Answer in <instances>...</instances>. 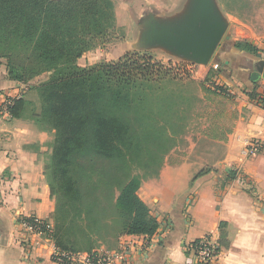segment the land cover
Wrapping results in <instances>:
<instances>
[{
	"label": "trees",
	"instance_id": "1",
	"mask_svg": "<svg viewBox=\"0 0 264 264\" xmlns=\"http://www.w3.org/2000/svg\"><path fill=\"white\" fill-rule=\"evenodd\" d=\"M116 30L112 0H0V64L9 80L25 85L10 114L54 133L45 174L55 207L53 224L43 229L57 253L89 254L108 238L156 234L158 223L137 195L141 177L132 174L134 160L165 155L174 134L171 119L194 100L182 90L181 74L144 54L77 64L85 53L111 44ZM234 50L258 53L250 43L237 42ZM241 62L237 67L244 68ZM45 74V82L30 85ZM255 88L246 96L261 105ZM207 92L226 95L220 87ZM228 174L237 176L235 170ZM211 248L219 255L218 243Z\"/></svg>",
	"mask_w": 264,
	"mask_h": 264
},
{
	"label": "crops",
	"instance_id": "2",
	"mask_svg": "<svg viewBox=\"0 0 264 264\" xmlns=\"http://www.w3.org/2000/svg\"><path fill=\"white\" fill-rule=\"evenodd\" d=\"M130 44L119 45L121 48L114 50L116 58L127 52ZM98 54L99 49L87 52L77 64L93 65L98 62L94 60ZM224 64L229 69V61ZM245 66L252 72L249 61ZM262 81L259 89L256 82H243L249 86L246 93L256 87V94H263ZM24 89L25 85L7 78L1 62L0 96L6 91L17 97ZM236 101L241 102L239 113L224 140L205 139L199 141L195 151L170 152L156 176L141 179L137 195L159 227L148 239V253L132 247L127 264H189L187 247L207 236L221 247L214 264H264V155L246 159L241 154L247 141L264 139V110L246 95L239 94ZM51 143V133L32 121L13 118L2 126L0 264H59L52 260L53 242L45 236L25 239L19 224L20 219L28 217L53 224L55 203L45 174ZM203 170L207 172L196 177ZM230 170L237 176L231 179ZM220 223L224 224L222 229ZM144 239L147 236L108 238L98 250L112 251L125 241Z\"/></svg>",
	"mask_w": 264,
	"mask_h": 264
},
{
	"label": "rangeland",
	"instance_id": "3",
	"mask_svg": "<svg viewBox=\"0 0 264 264\" xmlns=\"http://www.w3.org/2000/svg\"><path fill=\"white\" fill-rule=\"evenodd\" d=\"M117 18V30L114 41L111 44L100 46V54L95 55V64L102 62H116L126 53H140L152 58L173 73L181 74V86L186 95L193 98V102H186L179 111L178 117L171 119L172 141L170 149L165 155H155L149 159L146 154L135 157L132 169L133 175H139L141 179L153 178L163 166L165 156L170 152H186L196 150L199 141L218 138L224 140L235 125L239 113V94L246 95L249 89L248 76L245 69L237 67L238 62L249 61L252 65L259 60H264V0H215L220 12L227 22V29L221 39L214 56L207 66L193 65L189 62L173 58L162 50H139L136 48L139 35V20L144 13H152L157 16H166L182 11L187 0H112ZM237 42L250 43L258 49L256 55L241 52L236 54L234 45ZM132 43L131 48L120 57L114 50H119V45L125 46ZM116 45V46H115ZM118 45V47H117ZM127 47V46H126ZM224 52V53H223ZM229 61V69H225V62ZM218 63V69L211 81L206 76L212 69L211 65ZM94 65V64H93ZM182 66L177 67V66ZM227 67V66H226ZM177 69V70H176ZM177 71V72H176ZM187 74L188 76L184 75ZM48 75H42L30 82V85H38L45 82ZM257 88H261L263 81H257ZM220 87L226 95H212L207 89ZM235 89V92H233ZM242 97V96H241ZM49 131V130H47ZM171 131V130H170ZM52 135V143L54 133ZM52 143L50 146H52ZM160 158V163L158 159ZM159 164V165H158ZM158 167H160L158 169Z\"/></svg>",
	"mask_w": 264,
	"mask_h": 264
},
{
	"label": "water",
	"instance_id": "4",
	"mask_svg": "<svg viewBox=\"0 0 264 264\" xmlns=\"http://www.w3.org/2000/svg\"><path fill=\"white\" fill-rule=\"evenodd\" d=\"M139 50H162L165 54L207 66L223 38L227 22L215 0H187L182 11L167 17L152 13L140 20ZM264 80V60L254 63L249 81Z\"/></svg>",
	"mask_w": 264,
	"mask_h": 264
},
{
	"label": "built area",
	"instance_id": "5",
	"mask_svg": "<svg viewBox=\"0 0 264 264\" xmlns=\"http://www.w3.org/2000/svg\"><path fill=\"white\" fill-rule=\"evenodd\" d=\"M213 70L218 69V63H213L211 65ZM263 103L260 105L264 110V91H263ZM17 97H13L8 92L1 93L0 96V137L2 133V126L11 121L13 118L10 114V107ZM241 154L244 158L248 159L256 155H264V139H251L246 142L244 145ZM20 226L24 230L25 239L27 236H45V230L50 228V226L35 218L28 217L19 220ZM150 238L139 240V241H125L121 243L120 247L112 251H102L96 250L89 254L83 253H57L56 251L52 256L56 257V262L59 264H127L128 257L130 254V249L134 246H138L140 251L143 253H148L149 246L151 245ZM28 241V240H26ZM215 243H212L211 240L203 241L197 247H187V250L190 252V262L189 264H214L215 259L218 255L214 254L213 248Z\"/></svg>",
	"mask_w": 264,
	"mask_h": 264
},
{
	"label": "flooded vegetation",
	"instance_id": "6",
	"mask_svg": "<svg viewBox=\"0 0 264 264\" xmlns=\"http://www.w3.org/2000/svg\"><path fill=\"white\" fill-rule=\"evenodd\" d=\"M240 64H241L242 67H244V68H245V67L248 68L247 66H245V64L243 65L242 62H241ZM250 74H251V72H250L249 74H247V75H248V78H250Z\"/></svg>",
	"mask_w": 264,
	"mask_h": 264
}]
</instances>
